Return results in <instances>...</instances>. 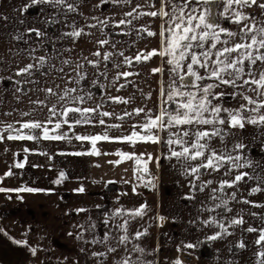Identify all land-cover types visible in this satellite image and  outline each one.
I'll use <instances>...</instances> for the list:
<instances>
[{
	"label": "crops",
	"instance_id": "obj_1",
	"mask_svg": "<svg viewBox=\"0 0 264 264\" xmlns=\"http://www.w3.org/2000/svg\"><path fill=\"white\" fill-rule=\"evenodd\" d=\"M66 2L73 4L75 11L54 3L0 0V131L5 124L22 126L36 121L42 123L41 129L46 127L53 135L52 128L57 129L55 125L59 123L58 135L63 138L56 152H60L62 172L66 177L61 183H54L55 157L43 149L35 154L40 161H33L35 156L28 154L27 161L21 163L24 166L16 167V141L6 139L4 145L0 140V177H3L0 187L44 190L0 192V264H24L27 256L33 254L32 248H36L35 255L38 256L32 257L34 263H40L42 259L44 264H116L127 255L125 246L118 242L117 238L123 233L116 225L127 217H113L112 213L116 209L134 210L142 204L147 205L145 214L130 219L128 224L129 236H134L136 231H147L139 240L131 239L127 244L128 249L133 245L144 249L143 253L133 252V260L140 257L151 264H174L176 259L189 255L194 264H258L256 253L262 248L255 241L259 233L248 232L247 228L264 227V183H261L264 181V126L247 124L243 129H230L223 143L214 137L212 144L217 149L226 146L232 151L235 143H243L246 147L233 151V155L242 154L252 161V166L232 169L229 176L224 175L228 165L218 172L201 169L199 181L186 176L175 158H168L167 131L155 129L154 133L160 137L155 143L136 140L127 145L118 140L116 128L130 127L141 133L149 110L154 117L162 107L169 106L164 103L166 95H161V89L166 92L171 83V79H165L163 74L164 61L168 58L146 61L130 58L132 62L128 64L124 53L126 48L135 45L157 46L161 43L164 17L141 15L160 9L161 0ZM258 3H264V0H258ZM25 5H28L27 9L22 10ZM244 11L255 15L257 20L264 19V10L256 6ZM129 12L133 14L126 15ZM121 20L125 23L120 24ZM221 23L232 30L238 29L235 24ZM29 29H36L42 35L37 36ZM81 29L83 34L79 37L67 35ZM148 31L156 35L149 36ZM100 40L108 43L100 45ZM7 48H11L9 54ZM79 48H88L90 58H64L71 52H79ZM97 51L100 56L93 55ZM24 52L29 58H7ZM117 52L123 55H117ZM56 53L60 58H55ZM104 53H111L110 59L105 60ZM37 55L46 57L43 63ZM88 61L99 63L93 65ZM117 63H120V69ZM28 64L34 65L30 73L17 75L18 70ZM155 68L161 71L153 72ZM123 72L131 75L117 78ZM20 79L22 83H18ZM48 88L55 94L47 93L45 89ZM65 89H76L71 95L83 96L84 101H60ZM232 90L230 87L217 89ZM5 92L11 95L10 102L5 101ZM115 97L121 100L113 99ZM230 100L228 96L223 98L225 107L238 106L239 97ZM35 101H44V104ZM53 105L55 115L50 112ZM65 108L96 111L62 115ZM136 109L144 111L137 114ZM5 110L14 112L6 122ZM104 112L110 115L104 116ZM104 135L108 139L97 140L94 145L91 139H78ZM40 140L44 143L42 148H48L53 139L42 136ZM94 149L99 154H94ZM120 153L130 154L135 159L134 165L131 158L122 156L121 159ZM138 156L144 159L140 164L137 163ZM143 161H147V174L153 175V182L147 181L144 175ZM8 171L12 175L4 176ZM241 172H247L249 176L231 188L225 186L223 192H216L218 199L209 198L211 189L219 188L220 181L232 180ZM208 180L213 183L199 191V184ZM193 181L197 184L196 190L190 187ZM80 187L83 192L75 191ZM257 187L260 191L252 192ZM233 192L235 199L230 198ZM221 199L227 200V205L217 208ZM80 208L86 211L77 212ZM210 217L223 222L230 234L216 240L207 239L220 231L217 225L203 223ZM234 218H242L244 223L229 226V221ZM81 233L83 239H78ZM105 234L110 236L107 243L116 247V252L107 257L93 256V252L106 251L104 243L91 242L94 238L103 239ZM241 241L246 247L238 246ZM189 243L195 247L187 248Z\"/></svg>",
	"mask_w": 264,
	"mask_h": 264
},
{
	"label": "snow or ice",
	"instance_id": "obj_2",
	"mask_svg": "<svg viewBox=\"0 0 264 264\" xmlns=\"http://www.w3.org/2000/svg\"><path fill=\"white\" fill-rule=\"evenodd\" d=\"M32 4L40 3H54L57 5H64L69 11H75V7L66 0H31ZM222 5V8H221ZM256 6L264 10V3H258V0H161V8L157 11L148 13H141V15L163 16L168 19L165 23L167 28L162 27L160 35L162 36L160 50L152 49L151 51L140 53L135 56L136 61L149 60L155 55L167 57V64L170 76L172 77L168 89H161V95H166L164 103L168 107H162L159 114L154 117L149 114L146 117V122L141 125L146 134L133 131L131 135L125 136L122 139L129 142L136 140L144 142H159L160 137L156 135L153 130H165L168 133L166 140L169 146V159L175 158L181 164L183 173L186 176H193L195 181H199L202 175L201 169L218 172L220 169L228 165V169L224 175L229 176L232 169H239L252 166V161L242 154L233 155V151L244 149L246 146L243 143L237 142L233 145V150L229 151L227 147L217 149L212 144L214 137L220 138L223 143L224 137L229 134V130L233 128L243 129L247 124L254 126H264V19L257 20L256 16L245 12L244 9ZM28 5H25L22 10H26ZM139 7V6H137ZM170 8V11H165ZM136 9H133L135 12ZM133 13L129 12L126 15L131 16ZM95 19V18H94ZM221 21H226L238 26L237 30L224 27ZM103 23V22H101ZM125 23L124 20L119 22ZM130 23V21H128ZM95 27V25H91ZM35 32L37 36L42 35L36 29H29ZM147 31V29H145ZM165 33H168L165 36ZM83 34V29L74 30L67 35L72 37H79ZM149 36L156 35V33L148 31ZM100 45L108 43L107 40L98 41ZM114 46V45H113ZM95 56H100L99 51L93 53ZM111 53H104L105 60L110 59ZM123 55V53H120ZM41 63L44 62V57L38 58ZM96 65L99 61H88ZM125 62L131 64V59L125 57ZM68 63V61H64ZM33 64H28L20 68L17 75L30 73L33 69ZM77 67H81L77 65ZM62 71V69H61ZM160 68L153 69V72H160ZM79 75V74H78ZM127 77L131 75L129 72L119 73V76ZM83 78V77H81ZM221 87H230L232 92L217 91ZM45 91L49 94H55L53 89L48 88ZM76 89H65L64 94L59 97L60 101L83 102V96H72L71 93ZM251 92L253 95H248ZM225 96H231L233 99L239 97L237 100V107H225L222 103ZM67 98V100H66ZM120 101V97L113 98ZM215 101V103H214ZM37 104H44V101H35ZM171 105H174L172 107ZM96 111L92 108H65L62 115H67L69 112H83L89 113ZM137 114L143 112L144 109H136ZM50 112L55 115L56 107L50 109ZM22 115H28L23 113ZM104 116L110 115L108 112L103 113ZM126 115H130L126 113ZM51 122V121H49ZM104 123L103 120L100 121ZM207 126V127H205ZM43 125L41 122L23 123L24 129H40ZM57 129L60 124L55 125ZM8 130H12V125H7ZM172 129H176L172 131ZM17 134H9L7 139H36L34 135H22L19 130ZM44 139H62L63 137L49 136L48 128L43 129ZM4 139L0 135V140ZM78 139H91L93 145L97 140L108 139L107 135L94 137H78ZM178 146V147H173ZM27 151V150H26ZM81 153H76L80 155ZM94 154H99L94 149ZM126 158H131L129 154L121 153ZM137 163L140 164L142 156L136 157ZM148 159H151L149 155ZM119 163V161H116ZM16 167H23L24 165L18 163ZM143 172H148L147 161H143ZM12 175L8 171L4 176ZM247 172H241L235 175L234 179H224L219 182V188H212L210 199L216 200V192H223L225 186L233 187L238 182L248 177ZM65 173L61 172L59 178L54 183L59 184L65 179ZM3 177H0L2 180ZM213 183L212 180L204 181L199 184V191H203L206 187ZM264 183V181H261ZM190 187L193 190L197 189V184L190 182ZM44 191L42 189L21 187V188H2L0 192H38ZM75 191L83 192V187ZM260 191V189L253 188L252 192ZM187 198H192L188 196ZM231 199H235V193L231 194ZM227 200L221 199L220 204L226 206ZM248 203L249 201H244ZM147 210V205L142 204L134 210L116 209L112 216L127 217L123 223L116 225L117 229L122 231L117 239L120 245H124V251L127 255L121 257L116 264H151V262L144 261L140 257L135 260L132 259L133 252L143 253L144 249L139 245H133L131 249L127 248V244L131 239L139 240L147 234V231H136L134 236L128 234L129 220L135 217H142ZM230 211V209H227ZM77 212L86 211L83 208L77 209ZM252 215H255L253 213ZM163 220V217H160ZM107 223V221H105ZM205 225H217L220 231L208 237L209 240H216L222 235L228 233V228L221 221L215 218L204 220ZM242 218H234L229 221V226L243 224ZM94 227V225H93ZM248 232H258V238L255 243L260 245L262 250L258 251V264H264V227L257 229L253 227L247 228ZM71 235V233H69ZM78 239H83L82 233L78 234ZM110 236L105 234L103 239L94 238L92 243H104L106 247L105 252H93V256L107 257L109 253L116 252V247L110 246L107 242ZM22 241H16L21 243ZM240 248L246 247L245 243L241 241L238 245ZM187 248L195 247L194 244H187ZM33 254L36 248L31 249ZM174 264H182L180 259H176Z\"/></svg>",
	"mask_w": 264,
	"mask_h": 264
},
{
	"label": "rangeland",
	"instance_id": "obj_3",
	"mask_svg": "<svg viewBox=\"0 0 264 264\" xmlns=\"http://www.w3.org/2000/svg\"><path fill=\"white\" fill-rule=\"evenodd\" d=\"M168 18L167 17H164V21H163V28H167L168 25L165 23V21L167 20ZM166 35H168V33H165ZM147 42H150V41H147ZM162 48V44H158L157 46H139V45H135V46H132L131 48H126L125 49V55L128 57V58H135L136 55L140 54V53H144V52H148V51H151L152 49H157V50H160ZM88 48H79V52H71L68 56H65L64 58H90L88 56ZM7 52L8 54L11 52V48H7ZM25 54L23 53H20L19 55H17V53H14V55L12 56H7V58H29L28 57V53L27 52H24ZM117 55H120V52L118 53L117 52ZM55 58H60V55L59 53H56L55 55ZM39 57H42V56H39L37 55L36 58H39ZM4 58H5V55H4ZM46 58V57H44ZM152 58H167V57H162L160 55H155L153 56ZM41 65H44V64H41ZM117 67L118 69H120V63H117ZM171 66L167 64V60L165 59L164 61V68H163V74L165 76V79H168L170 78L172 80V77L170 76V73H169V68ZM23 80H19L18 83H22ZM233 91V90H232ZM5 101H9L11 100V95L8 94L7 92H5ZM229 98V101L230 98H232L231 96H228ZM18 112V111H17ZM14 114V112L12 110H8V111H3V115L5 117V120L4 122L7 121V117H11L12 115ZM13 126V129L10 131L7 129V124L3 125L1 127V131H0V135H2L4 137V139H2V143L4 145H6V139L8 137L9 134H12V135H16L17 134V131L16 130H19V133L24 135L26 133H30V135H34L36 136L37 138L36 139H32V140H28V139H14V141H16V162L17 164L18 163H25V161H27V157H28V154H31V156H35L33 157L34 160L33 161H40L39 158L37 157V155L35 154H39L40 152V149H43V150H46L50 153H53V156L55 158H53L55 160L54 164H55V173H54V177L56 180L59 178V175L60 173L62 172V166H61V160L59 159L60 157V152L57 150L56 152V149L57 148H60V145H62V142L60 143V139H53L52 141H50L48 144V148H42V143L43 141H41V137L43 136V129H24L22 128L21 125H12ZM133 131H136L138 132L139 130L138 129H133V128H130V127H118L115 129V135L116 137L118 138V140H122L124 141L127 145L130 144L131 142L127 141V140H124L122 139L123 137L125 136H128V135H131V133ZM153 132H155V129L153 130ZM60 133V129H54L52 128V134L53 135H50L49 136H57L58 134ZM141 135L143 134H146L145 133V130L141 129ZM9 140V139H8ZM13 140V139H12ZM54 142H58L57 144H55ZM13 144V143H12ZM86 147H89V146H86ZM5 150H6V147H5ZM10 154L12 153V149H8ZM27 150V151H26ZM129 150H133V149H129ZM137 151V150H136ZM8 152V153H9ZM34 154V155H33ZM130 155V154H129ZM121 159H122V155L120 153V156ZM125 157V156H124ZM12 159V157H11ZM125 159H129V158H126ZM53 160V161H54ZM131 160L133 161V165H134V161L135 159L133 157H131ZM142 160L143 157H142ZM53 165V164H52ZM144 175L146 176V179L147 181H150V182H153V175H149L147 173H144ZM144 176V177H145ZM56 184V183H55ZM32 257L34 258H37L38 256H36L35 254L33 255H28L27 258L24 260V264H44L42 259L40 263H34L32 261ZM20 264V263H19Z\"/></svg>",
	"mask_w": 264,
	"mask_h": 264
},
{
	"label": "built area",
	"instance_id": "obj_4",
	"mask_svg": "<svg viewBox=\"0 0 264 264\" xmlns=\"http://www.w3.org/2000/svg\"><path fill=\"white\" fill-rule=\"evenodd\" d=\"M180 260L182 264H194L192 257L189 255H183Z\"/></svg>",
	"mask_w": 264,
	"mask_h": 264
}]
</instances>
